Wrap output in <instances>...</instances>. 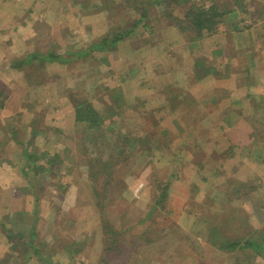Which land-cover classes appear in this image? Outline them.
Here are the masks:
<instances>
[{"label":"rangeland","instance_id":"1","mask_svg":"<svg viewBox=\"0 0 264 264\" xmlns=\"http://www.w3.org/2000/svg\"><path fill=\"white\" fill-rule=\"evenodd\" d=\"M211 2L221 10L239 2L254 15L240 11L227 16L220 32L197 39L200 48L195 49L190 46L195 34L183 33L163 18L165 6H149V28L143 23L116 50L87 54L115 28H130L137 20L126 0H0V225L14 232L8 239L0 226V264H46L29 246L33 226L32 246L54 264H264V255L257 252L220 247L228 240H260L264 235V95L242 99L244 112H216L218 103L193 112L188 102L201 97V91L194 93L195 79H204L209 66L224 61L211 47L224 46L229 57L238 60L236 66L225 64L228 76H234L226 84L230 91L242 86L245 76L264 73L262 55L258 68L250 65L255 50L264 47V40L253 42L252 33L264 20V0H190L170 11L183 17L190 4ZM207 38L214 42L206 43ZM32 52H53L71 60L37 61L10 70ZM205 57L211 62L204 61L205 69L198 67L196 59ZM172 86L180 93L178 101L167 99ZM212 89L222 103L225 93ZM119 90L124 105L117 112L131 132L146 134L148 141L162 136L167 146L164 156L144 159L138 150L143 145H137L127 166L117 172L123 186L115 188L106 208L120 239L118 248L112 246L107 254V233L87 164L95 156L89 154L90 143L109 152L102 146L108 133L91 140L74 118L78 102L89 101L99 109L116 107ZM116 124L110 128L115 135ZM32 128L40 134L34 136ZM187 130L199 138L195 149L184 140ZM238 130L244 139L241 146L233 143ZM27 148L38 156L63 152L60 169L49 172L41 184L36 179L29 184L22 173ZM173 154L181 159L172 160V169L166 164ZM38 158L40 163L47 160ZM118 159L122 163L125 156ZM28 169L31 172V166ZM167 181V198L158 203Z\"/></svg>","mask_w":264,"mask_h":264},{"label":"trees","instance_id":"2","mask_svg":"<svg viewBox=\"0 0 264 264\" xmlns=\"http://www.w3.org/2000/svg\"><path fill=\"white\" fill-rule=\"evenodd\" d=\"M127 5L129 6L130 10H135L138 14V18L133 19L132 23H130V28H121L118 27L115 28L116 30L112 32L110 35L105 36L104 38L100 39L96 43L90 46V50L87 52L90 53V51H100V52H111L117 49L118 43L122 42L126 38L130 37L133 32L143 23V28H149V20H150V10L149 6H157L159 8H162L161 6H165V13L166 16H163V18L168 17L172 24L174 23L176 27L179 28V30L183 33H187L189 35L195 34V38L192 39V43L190 46L191 48H200L197 47L196 43L198 44L199 41L206 37H212L220 32L221 27L226 24L225 18L227 16L230 17L233 14H237L240 11H243L244 13H248L251 17H253V11H250L249 8H244L239 4V2L235 3V8H228L229 5L225 4V7L221 10L218 5L211 2L209 6H203L199 4L192 3L190 4L188 12L184 14V16L175 15L173 11H170V8H182L186 5H189L190 0H126ZM243 9V10H241ZM171 12V13H170ZM264 22V20H263ZM262 22V23H263ZM257 24L255 28H257ZM152 28V27H151ZM135 33V32H134ZM197 39L199 40L197 42ZM203 48V47H202ZM201 48V50H202ZM134 53V51H133ZM203 53V51H202ZM204 54V53H203ZM216 54V53H215ZM225 54V52H224ZM226 55V54H225ZM28 58L22 62L17 63V67L29 64H33L37 61L42 62H50L53 60L61 61V62H68L71 59L66 57H59L55 55L53 52H48L46 54H38L36 52L30 53ZM207 60L211 62V59L209 57H205L204 59H196L197 63L196 65L198 67H202L205 69V63H207ZM43 64V63H42ZM46 67V65H45ZM44 67V68H45ZM207 70V73L205 75H208L209 73H212V75H218L219 69H217L215 66H209ZM169 72H173V70H169ZM175 83V82H173ZM171 87V86H170ZM173 89H171L169 96H167V99L171 100L172 98L174 101H178L180 98L179 91H176V87L172 86ZM120 96H118L120 103L117 104L116 107H113L111 109L103 108L99 109L97 106L95 107L92 102L89 101H83L78 102L75 105V123L79 128H82V131L85 135L88 136L89 139L92 140L96 138L97 134H104L108 133L106 136V140L103 141L102 146L109 148V152H104L102 148H98L97 150L94 149V146L90 143L91 149H93V152L89 153L95 154L94 157L88 159V178L92 185L93 190V196L96 195V203L98 207L102 211L103 215V228L105 229L107 233V239L106 243L108 245L107 248H105V253L112 252V246H115V249L118 248L119 243V237L120 235L114 234L113 227L107 220V202L110 200V198L113 196V191L115 188L119 186H123V182L120 180V178H116L117 172L122 168L127 166V161L129 160V157L132 155V149H134L137 145L142 144L143 146L141 148H138L140 151V156L144 159H151L154 155H163L165 154L166 148L164 146L166 145L167 140L162 139V136H158L156 133V138H154L152 141H148L147 136H136V134L132 133L130 128L126 126V123L123 121V117L120 112H117V110L121 107H123V100L124 98L122 95V92ZM166 96V95H165ZM178 98V99H177ZM177 99V100H176ZM122 101V103H121ZM172 101V100H171ZM145 104V103H144ZM174 106V105H173ZM177 107V106H176ZM104 110H107L109 112H104ZM119 120V122H117ZM118 125H117V124ZM112 124H116L118 127V134H114L111 132V126ZM32 133L34 136L37 134H40L36 129L32 128ZM165 133V131L159 132V134ZM189 133V134H188ZM84 136V135H82ZM199 138L195 135V133L192 132V130H187V134L184 138V140H187V145L194 148L196 147V141ZM81 140H84L81 138ZM107 141V142H106ZM195 141V142H194ZM109 142V144H107ZM141 142V143H140ZM186 142V141H185ZM200 146L203 147L202 149H205L207 146L206 142H200ZM71 146L65 147L66 151L70 152L72 148H69ZM144 147V148H143ZM199 150L200 148L197 147ZM26 161L28 164H26L25 167L22 168L23 177L28 180L29 184H32L35 182L41 184L45 180V176L49 175L51 172H55L56 170H59L62 165V162L60 159L62 157L63 152H59L58 154L51 155L47 152L42 155L38 156L37 151L29 150L28 148L25 149L23 152ZM145 155V156H144ZM122 156H125L124 162L120 163L118 158H122ZM38 157H45L47 160L45 163H40ZM181 158L177 156L176 154H173V158L168 159V163L166 165H171L172 169L176 166L174 165V161L178 162ZM34 161V162H32ZM130 161V160H129ZM183 162V161H182ZM59 165V166H57ZM29 166H31V172L28 169ZM29 170V171H27ZM50 172V173H49ZM32 173V176H31ZM172 176V174H170ZM170 181H167L164 183L161 194L159 196L158 203H163V201L167 198V193L169 189V183ZM34 187L33 185L31 188ZM33 189V188H32ZM1 229L6 232V237L8 239H11L14 236V232L12 229L8 228L5 223L2 222L0 225ZM31 231V240L29 242V246H31L32 250L35 252L36 255L40 258L41 261L45 262L46 264H54L50 260H46L44 253L42 250L37 248L36 246H32L33 239L35 238V226L32 227ZM20 236V239L24 240L23 234L18 233ZM122 241V240H121ZM10 242V241H9ZM13 243V242H12ZM11 243V245H12ZM220 247L224 250L229 251H235V250H251L254 252H257L259 254L264 255V235H262L260 240H256L255 238H246L244 240H234V241H226L225 243L221 244Z\"/></svg>","mask_w":264,"mask_h":264},{"label":"crops","instance_id":"3","mask_svg":"<svg viewBox=\"0 0 264 264\" xmlns=\"http://www.w3.org/2000/svg\"><path fill=\"white\" fill-rule=\"evenodd\" d=\"M237 14H233L230 17L233 16H237ZM2 20V19H0ZM263 22V20H262ZM260 22L259 24H257V28H255L256 30L253 29L252 33H253V42L256 43L258 40H264V33H263V29H264V22L262 23ZM1 31V30H0ZM240 35H242V33H238ZM255 34V35H254ZM1 35H5V32H1ZM255 38V39H254ZM216 39H218V37L216 36ZM211 41V42H209ZM4 42V41H3ZM3 42H0L3 43ZM206 43H213L214 40H210V39H205ZM259 44V43H257ZM203 47L205 46V44H202ZM208 46V45H206ZM233 46L235 47V49H239V46L236 45V42L233 43ZM232 46V48H233ZM5 47V46H4ZM11 48V46H9ZM243 48H246V46L244 44H242ZM252 47V46H250ZM257 47V45H255L254 49ZM1 50H5V49H1ZM257 55H253V57H250V65L252 68H258V63L259 60L261 58V55L263 57V62H264V47L263 48H257L256 50ZM205 52V51H204ZM225 52V54H224ZM206 53V52H205ZM211 53L214 54L216 53L217 55H221L220 59H224V61L219 62L217 65V69H219L218 71V75H212V73H209L208 75H206V77L204 79H202L201 77L197 79H195L194 83L197 88L196 91L194 93H197L199 91H201V97H197V96H193L192 99H189L188 102H192L191 107L193 108V112L202 110L203 108H210L211 105H214L216 103H218L220 106L218 107V111L216 112H244V108L242 107V103L243 101L247 102L246 99L249 97L250 101L253 100V96L257 98L256 95L258 96H262L264 95V73L262 72H258L256 74H251V75H247L245 76V81L243 83V85H237L235 87L232 88V90L230 91L227 87L226 84L228 82H230V80L234 79L232 77L233 74H231V77H229V71L226 72L227 66H225V64L230 63V65H234L236 66L238 63V60L236 59V57H232L230 55V53L226 52V49L224 46H219L218 48L216 47H211ZM223 53V54H222ZM252 53V52H251ZM250 53V54H251ZM255 53V54H256ZM28 56V55H27ZM25 57V59H22L20 62L26 60L28 57ZM232 58V59H231ZM14 59V56H13ZM231 59V60H230ZM17 63L19 62H15L14 64H12V66L10 67L12 69H22L24 67H26L27 65H23V66H19L17 67ZM221 64H224L223 66H221ZM223 70H221L223 67ZM3 69V61H0V70ZM256 69H253L252 71H255ZM258 70V69H257ZM223 72V76L219 75L222 74ZM233 81V80H232ZM198 84V85H197ZM212 85H214L215 87H217V92H224L225 94L223 96L226 97H222L223 102L219 103V98L218 95L213 94V92L210 91H214L213 89L210 90V88H215V87H211ZM223 86V88H222ZM221 87V88H220ZM221 93H219L220 95ZM241 94H244L245 96H242ZM195 95V94H194ZM205 96H207L206 99ZM243 99V101H242ZM191 100V101H190ZM250 107V106H249ZM252 110V109H250ZM8 112V111H7ZM221 120H219L218 122H220ZM220 124L222 125V121L220 122ZM237 125L234 126V128L236 129ZM232 131V130H230ZM230 131H226V133H229ZM242 132H240L239 130L237 131L236 134L239 135V137H235V135H233V143L235 141H237L236 145L241 146L240 143L244 142V139H239L240 138V134Z\"/></svg>","mask_w":264,"mask_h":264}]
</instances>
